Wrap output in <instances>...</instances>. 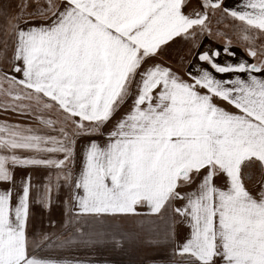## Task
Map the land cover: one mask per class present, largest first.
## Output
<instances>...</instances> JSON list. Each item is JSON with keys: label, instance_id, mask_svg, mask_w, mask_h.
<instances>
[{"label": "snow or ice", "instance_id": "snow-or-ice-1", "mask_svg": "<svg viewBox=\"0 0 264 264\" xmlns=\"http://www.w3.org/2000/svg\"><path fill=\"white\" fill-rule=\"evenodd\" d=\"M217 12L252 62L212 30ZM178 39L193 57L183 75L159 62ZM0 94V264H60L40 255L52 237L30 238L29 218L62 187L76 232L179 218L175 264H264V0L0 5ZM34 168L50 170L35 196L31 173L17 175Z\"/></svg>", "mask_w": 264, "mask_h": 264}, {"label": "crops", "instance_id": "crops-1", "mask_svg": "<svg viewBox=\"0 0 264 264\" xmlns=\"http://www.w3.org/2000/svg\"><path fill=\"white\" fill-rule=\"evenodd\" d=\"M227 3H232V0H227ZM216 14H219V12ZM35 22L38 23L39 21ZM201 41L203 45L209 48L222 47V44L215 39L201 38ZM232 51L237 54L235 60L244 59L252 62L246 56L243 46L233 43ZM181 59H183L184 66L187 67L188 62L193 57L189 54V44L178 39L177 43L165 52L159 62L166 63L178 74L183 75V72L180 71ZM221 60L235 62L233 58L227 56H222ZM204 67H207V65H204ZM184 78L187 79V76L185 75ZM126 109L127 105L121 109V112ZM49 115L54 116V114ZM6 118L13 121L20 119L12 114H9ZM93 139L102 140L101 137H93ZM84 143V140L79 142L77 146L78 152L80 151V146ZM28 172L31 173L34 185L33 196H35L36 189L46 182L50 170L34 168L25 172H18L17 175H26ZM250 175L253 181L258 179V175L255 172H251ZM68 197L67 188L62 187L58 192L54 189L50 209L35 204L32 207V215L29 218L30 238L38 237L36 235L37 229H34L35 221L33 216L38 217V213L37 215L36 213L34 214L35 210H38L40 214L41 209L49 213V215L43 214L45 216L43 225L50 227L45 234L52 237L53 243L41 250L40 255L43 257L59 261L60 264H66V262L67 264H75V262H79V264H175L177 258L172 254L173 248L186 235V227L180 223L179 218H174L171 221V228L166 218H155L152 221L153 227L151 231L148 230L143 217L108 218L102 224L85 223L81 231L76 232L77 224L75 221H73L71 229H68V221L71 219L68 215L70 205L66 203ZM170 231L173 234L171 239H168L166 234ZM97 233H99L100 237L98 240L89 239V237H96ZM68 238L71 239L67 244L55 243ZM115 241L120 243L117 244Z\"/></svg>", "mask_w": 264, "mask_h": 264}, {"label": "rangeland", "instance_id": "rangeland-1", "mask_svg": "<svg viewBox=\"0 0 264 264\" xmlns=\"http://www.w3.org/2000/svg\"><path fill=\"white\" fill-rule=\"evenodd\" d=\"M23 2V0H0V5H4L7 6V11L9 13V15H16L18 13V6ZM28 11H32V9H28ZM25 18H27V16H25ZM220 20L221 22L217 23V21ZM210 27L212 28V30L215 32L217 30L227 33V35L231 38L232 43H237L240 46H243L241 44V41L237 38L238 35V27L236 26L234 28L233 26V22L230 19H221V14H216L215 16L211 17V25ZM259 43V41H258ZM3 87L6 89L8 86L5 83L3 85ZM1 99H8V97L4 96L3 94H0V100ZM38 213V217L33 216L34 217V221H35V227L34 229H37V233L36 235L38 237L41 236V234H45V232L47 231V229H49V226H44L43 223H45V216L43 214H47L49 215L48 212H45L43 209H41V214L39 213L38 210H35L34 214ZM32 215V214H31ZM31 217V218H33ZM37 224L38 227H37ZM72 225V224H71ZM71 225L68 226V229H71ZM30 228V227H29Z\"/></svg>", "mask_w": 264, "mask_h": 264}]
</instances>
